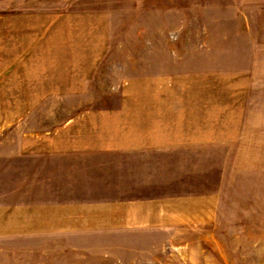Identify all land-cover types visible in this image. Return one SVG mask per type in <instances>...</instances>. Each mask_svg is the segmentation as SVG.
Returning a JSON list of instances; mask_svg holds the SVG:
<instances>
[{
	"label": "rangeland",
	"instance_id": "rangeland-1",
	"mask_svg": "<svg viewBox=\"0 0 264 264\" xmlns=\"http://www.w3.org/2000/svg\"><path fill=\"white\" fill-rule=\"evenodd\" d=\"M14 21L63 55L55 77L76 92L49 94L32 121L2 130L0 264H264V0H0V29ZM129 97L174 101L192 121V144L147 159L144 195L193 199L208 219L154 233H41L47 163L18 152L22 137Z\"/></svg>",
	"mask_w": 264,
	"mask_h": 264
},
{
	"label": "crops",
	"instance_id": "crops-1",
	"mask_svg": "<svg viewBox=\"0 0 264 264\" xmlns=\"http://www.w3.org/2000/svg\"><path fill=\"white\" fill-rule=\"evenodd\" d=\"M5 30L0 29V135L16 122L32 121L33 109L46 104L49 94L76 92L74 85L66 90L65 80L55 77L64 69L63 55L49 52L47 38L27 34L25 24L16 21ZM73 54L67 68L71 82L78 84L80 55ZM123 103L116 111L89 110L53 133L22 137L18 152L33 165L41 160L47 163V179L40 183L38 199L47 205L41 222L35 223L43 228L41 233L90 236L141 229L154 233L208 219L209 213L202 217L193 211L201 202L147 197L143 192L153 186L146 182L148 175L152 178L147 159L192 144L191 118L183 122V116L173 110L174 101L129 97Z\"/></svg>",
	"mask_w": 264,
	"mask_h": 264
}]
</instances>
